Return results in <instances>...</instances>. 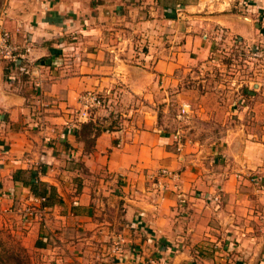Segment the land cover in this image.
Segmentation results:
<instances>
[{
    "label": "crops",
    "instance_id": "crops-1",
    "mask_svg": "<svg viewBox=\"0 0 264 264\" xmlns=\"http://www.w3.org/2000/svg\"><path fill=\"white\" fill-rule=\"evenodd\" d=\"M263 7L0 0V22L30 63H22L28 74L0 64V217L18 213L35 248L87 255V264H264L262 132L234 140L230 129L222 149L196 148L159 127L152 110L110 128L96 124L98 135L77 115L86 91L112 101L124 90L148 103L158 93L165 102L168 87H183L180 74L201 69L223 34L260 38L248 13ZM257 110L251 122L259 125Z\"/></svg>",
    "mask_w": 264,
    "mask_h": 264
},
{
    "label": "rangeland",
    "instance_id": "rangeland-1",
    "mask_svg": "<svg viewBox=\"0 0 264 264\" xmlns=\"http://www.w3.org/2000/svg\"><path fill=\"white\" fill-rule=\"evenodd\" d=\"M248 14L258 18L255 24L259 27L260 38L252 41L239 35L223 34L214 53L199 61L204 64L201 69L194 65L191 71L180 74L184 76L183 87L178 84L168 87L167 93L173 96L164 93L169 98L165 102L159 101L158 93L154 103L130 96L124 90H118L117 98L112 101L98 93L101 100L99 108H92L87 103L89 124L94 127L99 124L98 129L110 128L123 121L137 120L143 112L152 110L158 116L159 127L168 132H180L181 141H188L196 148L212 146V149H222L225 147L223 139L230 129H235L230 133L234 140L240 134L256 129L264 136V22L258 17L260 15L264 19V7L254 12L250 10ZM180 90L181 98L174 97ZM80 99L81 96L78 99V118L84 109ZM181 102L188 106L182 120L177 118L181 114ZM256 105L260 106L259 109L253 110ZM256 110L263 116L259 125H256L258 121L251 122V114ZM91 131L88 128L84 135L89 137ZM249 178L255 182L257 177L251 174ZM34 239L35 232L33 235L31 228H26L18 213L0 217V264H87L86 260H91L87 255L84 261H80L77 256L55 255L48 249H37L33 246ZM116 245L114 247L118 249L114 248V251L119 252Z\"/></svg>",
    "mask_w": 264,
    "mask_h": 264
},
{
    "label": "built area",
    "instance_id": "built-area-1",
    "mask_svg": "<svg viewBox=\"0 0 264 264\" xmlns=\"http://www.w3.org/2000/svg\"><path fill=\"white\" fill-rule=\"evenodd\" d=\"M27 52H28L27 49L20 48L14 44L10 33L5 29L3 23L0 22V64L3 63L9 64V66L12 69L14 70L18 69L20 73L28 74L27 69H25L22 66L23 62H25V65L30 64L26 58ZM80 100L84 108L80 112V118L82 120L87 121L90 119V116L87 115V110H86L88 109L87 103L90 104V107L92 108H97V107L99 108L101 100L97 92H86L81 96ZM187 111H188V106L183 105L181 108V114H179L178 117L182 118ZM161 174L163 176L168 177L169 179L176 178V174L167 169H162ZM41 201H44V199L41 198ZM116 246H119V244ZM115 248L118 249V247ZM143 264H158V262L154 258H150L147 261H144Z\"/></svg>",
    "mask_w": 264,
    "mask_h": 264
},
{
    "label": "trees",
    "instance_id": "trees-1",
    "mask_svg": "<svg viewBox=\"0 0 264 264\" xmlns=\"http://www.w3.org/2000/svg\"><path fill=\"white\" fill-rule=\"evenodd\" d=\"M91 125V124H90ZM88 128H92V127H88ZM88 128H87V130H88ZM95 129V135H98L99 134V130L98 129H96V128H94Z\"/></svg>",
    "mask_w": 264,
    "mask_h": 264
}]
</instances>
